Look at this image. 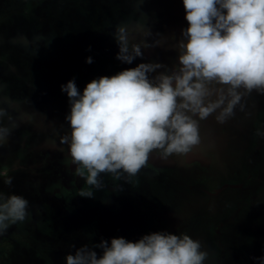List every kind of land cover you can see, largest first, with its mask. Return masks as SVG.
<instances>
[{
    "label": "clouds",
    "instance_id": "obj_1",
    "mask_svg": "<svg viewBox=\"0 0 264 264\" xmlns=\"http://www.w3.org/2000/svg\"><path fill=\"white\" fill-rule=\"evenodd\" d=\"M182 4L187 27L178 36L156 34L149 42L147 23L135 30L120 23L112 34L116 59L124 64L143 60L145 50L163 48L171 39L166 51L175 55L169 63L142 62L93 79L82 92L74 81L61 86L69 102L64 118L69 131L59 144L67 147L74 175L89 186L80 197L94 198L92 189L104 188L102 175L130 182L154 152L162 160L188 155L202 143V121L214 117L224 124L238 107L244 111L245 97L264 95V0ZM11 132L0 126V147ZM3 182L10 186L12 177ZM28 207L24 197L0 191V235L24 222ZM208 255L185 233L155 232L135 242L113 238L82 245L65 256V264H204ZM258 260L264 264V257Z\"/></svg>",
    "mask_w": 264,
    "mask_h": 264
},
{
    "label": "rangeland",
    "instance_id": "obj_2",
    "mask_svg": "<svg viewBox=\"0 0 264 264\" xmlns=\"http://www.w3.org/2000/svg\"><path fill=\"white\" fill-rule=\"evenodd\" d=\"M165 1L144 0L141 3V0H0V14L6 15L5 11L9 15L11 14V16L6 15L8 16L6 19L11 18L10 23L8 21H2L0 24V54H7V57L13 63H15L14 60L23 61L22 58L27 59L29 62L26 66L15 63L14 67L19 71L20 76L14 73L13 68H9L10 65L7 64V68L10 70H6V67L4 68V66L0 65V80L7 82L9 90L12 89L14 92H17L20 94L18 96H21L23 99L22 103L19 102L16 105L10 103L11 108H5V114L10 117L5 121L4 125L0 120V126L12 128L7 143L0 147V154L2 155L4 153L2 155V158H4L2 159L3 161L0 159V175H2L0 176V191H4L6 194L12 193L24 197L29 202L28 209L31 206H36L41 201L52 202L53 206L58 209V204H55L57 201L55 199L53 200L50 193L40 191L39 188L37 189L34 186V183L42 178V186L45 185L43 180L46 182L57 181L56 183L67 186L74 177L69 169L70 160L67 157V147L59 144L60 136L65 133L64 130H61L63 126L59 125V129L52 127L53 117L58 116L59 122L64 124V115H67L69 112L68 98L66 93L61 91V86L67 84L69 81H73L78 76L81 77V84L78 86V90L82 92L87 83L93 79H97L94 74L98 72L103 71L106 72L105 75L112 76L127 68L135 67L142 62L155 61L169 63L175 55L173 52L166 51L168 45L171 43V39L165 41L163 48L145 50L143 60L138 58L132 64L121 63L116 59L118 47L113 42V36L105 29V26H108L109 23L115 26L120 23H125L133 30L142 29L143 25L147 23L152 33L149 42L157 38L156 34H160L163 37H171V35L178 36L180 30L187 27L184 19L185 12L182 0H173L174 3H171L168 8L166 7L169 5V2L168 0L167 2ZM61 3H63L62 6L68 8L66 20L64 21L66 25H71L73 20L79 19L85 28L92 25V30L90 28L87 29L88 33L85 32V35L87 33L85 41L81 47H78V50H60L58 52V67L62 69L64 79L52 77L42 81V72L40 68H37L38 66L34 59L36 55L29 47H22V41L31 42V32L28 28L30 19L36 25L40 24V27H44L42 29L43 33H48L50 29L49 24L53 22L51 12H53V8L57 7V4L60 5ZM155 7L156 10L154 9ZM157 9L158 12L156 14ZM31 13H35V15L33 16ZM142 16L145 17L146 21ZM58 20L61 21L62 19ZM93 21L97 23L95 27L93 26ZM100 24H104V26ZM56 37L59 40L57 38L55 40L58 41L63 39L61 30L60 34ZM40 44L44 45L45 43L41 42ZM98 45H103L100 49V55L104 56L103 58L107 64H97L96 66L98 67L93 68L95 65L86 63L85 60ZM18 46H21V48ZM35 47H33V50H35ZM38 47L43 48L42 46ZM25 56H28V58ZM78 64H80L79 67L77 66ZM73 65L77 67L75 71L73 70ZM48 66V73L55 69L53 65L52 67L50 65ZM60 79L62 80L60 81ZM252 95H255L254 103L246 99L244 101L246 102L244 111H240L238 107V110H236L233 116L232 123L234 129H238V125L246 123V126L250 130L246 131L249 133L252 132V135L254 134L253 138L255 139L256 136V139H258L257 144L261 145L264 142V136H258L257 131L264 132V112L262 113L263 116H260L262 121L261 127H256L251 124L250 114L253 112L251 108L254 107L256 111L260 110L262 112V109H264V100L255 92ZM14 96L10 95L9 98L11 99ZM257 112L259 113V111ZM53 144L61 146L65 150L63 152L60 151L61 147L55 149ZM172 159L177 164H184L185 162V156H171L167 160H162L158 157L157 153H152L149 157L147 167L142 168L135 177L136 187L134 189L131 182L125 183L126 178L114 180L111 175H102L101 179L103 180L104 188L96 192L100 195L96 198H82L79 196V193H76L73 198L74 206L72 207L71 205L70 208L74 216H70L71 219L69 221H67V217L69 216L67 213H58L59 221L66 222L67 225L64 226V230L57 237L54 236V233L49 232L45 237H41L40 241L38 240L40 243L33 242V244H28L26 252L19 250L18 241L8 240L3 243L4 240H0V264H65V256L73 253L75 248H79L82 245L91 246L100 240L124 238L127 241L135 242L142 236L155 232H167L171 234L185 232L183 231L185 227L183 224L175 225V229L170 228V217H172V213L170 209L164 208L165 199H163V196H160L162 192L166 194L169 192L174 200L181 202V204L183 201L189 203L194 200L193 196H185L182 189L179 192L183 194H175L176 187L173 186L175 184H172L173 182H166V180L157 174L159 172L166 174V171L160 170L158 167L168 166L167 162ZM38 164H41V167H43L40 171L38 169L31 170L34 165H37L38 168ZM149 168L154 170L156 174H153ZM178 168H180V165ZM7 176L12 177V184L10 186L5 185L3 182ZM162 177H165V175ZM178 177L171 174L166 179L172 181ZM81 180V178H77V185L80 188L82 185L83 187L85 185L84 182L82 184L79 183ZM176 185H186V188L190 187L192 189L197 186L196 183L190 182L187 184L178 182ZM259 186L260 184L257 188ZM121 187L123 191H120ZM38 191L43 199L38 196ZM245 195L250 196L249 200L253 202V206L261 203L257 191L253 194L245 191ZM245 195L242 193V197ZM241 213L242 219H246L245 212ZM111 217L112 220L108 222V218L110 219ZM255 218L256 220L258 219L264 222V212L262 210L257 212ZM101 219H104V221ZM164 220L166 223L168 221L170 223L168 222V224L160 227ZM62 222L60 225H62ZM236 223H231L236 228L232 237L230 235L227 239L232 238V243H229L227 247L221 249L216 255H208L209 258L204 264H254V262L259 261L254 256L255 253L252 254V251L248 250L249 245L244 246L243 244L241 253H237L236 248L233 249L232 244L234 245L240 241L242 236H246L245 226L241 230ZM133 224H136V226L131 228ZM229 224L230 222L226 219L220 226V235H218V238H222L223 241L227 238L225 231L229 228ZM255 224H252L253 229L255 228ZM12 226L15 230L18 229L17 231H20L23 226L27 225L23 224V222H18L16 226ZM30 226L32 227V225ZM253 229L251 230L253 231ZM31 230L30 234L33 233ZM37 233L40 234V231H37ZM259 233L257 232V235ZM110 234L111 237L109 236ZM133 234L136 236V239H133ZM224 234L225 236L222 237ZM191 235V238H193V234ZM12 241L13 243L16 242L14 244L15 251L8 248V242ZM244 247L248 249L245 250ZM39 249L41 250L40 253ZM18 252L21 253V256H16ZM256 252L258 253V250ZM258 255H260L259 258L264 256V249L263 252L259 250ZM231 256L233 260H231Z\"/></svg>",
    "mask_w": 264,
    "mask_h": 264
},
{
    "label": "flooded vegetation",
    "instance_id": "obj_3",
    "mask_svg": "<svg viewBox=\"0 0 264 264\" xmlns=\"http://www.w3.org/2000/svg\"><path fill=\"white\" fill-rule=\"evenodd\" d=\"M165 2H167V0ZM168 2L169 5H167L166 8H168L171 3H174L173 0H168ZM154 9L156 10V7ZM157 12L158 9L155 13L157 14ZM67 13V7L63 10L57 4V7L53 8V12H51L53 22L49 24L50 29L48 30V33H43L42 29H44V27H40V24L36 25L35 22H32V19H30V22L28 23V28L31 32V42L22 41V47H29L30 49H32L31 51L35 53V63H37V68H40V71L42 72L41 74L43 75L42 81L52 77L64 79L62 73L63 71L58 67L59 58L56 52H60V50L76 51L78 50V47H81V45H83L85 41V27L82 26L79 19L73 20L71 22V25H66L64 21L66 20ZM5 14L11 16V14L9 15V13L6 11ZM31 14L33 16L35 15V13ZM0 15V24L2 21H8L9 23L11 22V18L6 19L8 16L3 14ZM58 19L62 20L60 21ZM114 28L115 25H113L112 23H109L108 26H105V29L109 31L111 35L114 32ZM60 30L63 39L58 41L59 39L56 36L60 34ZM56 38L58 40H55ZM41 42H44L45 44L41 45ZM113 42L115 43V41ZM38 46H42L43 48H40ZM101 46L103 45H98V47H96L95 50H93L92 53L88 56V58H91L92 60V63H90L91 65L96 66L97 62L107 64L105 60H101L102 57L99 58V56H97V51H100ZM33 47H35V50H33ZM25 57L28 58V56ZM22 59L23 61L14 60V62L26 66L29 63L28 60L25 58ZM15 63H13L12 60L7 57V54H0V65L4 66V68L6 67V70H10L9 68H13L14 73H16L17 76H20L19 71H17L14 67ZM7 64L10 65L9 68H7ZM48 65H50L51 67L52 65L55 66V69L48 73ZM77 66L79 67L80 64H78ZM95 66L93 68H95ZM76 68L77 67L74 66L73 70L75 71ZM55 73L56 75L54 76ZM105 73L106 72L101 71L97 74H93L96 78H99L101 76H109L108 74L105 75ZM62 79H60V81ZM73 81L78 88V86H80L81 84L79 77L76 76ZM252 94L245 97V100L247 99L250 102L254 103L255 95ZM10 95L15 96L10 99ZM18 95L20 94L14 92L12 89L9 90L7 82H3L2 80H0V113H2V115H0V120L2 121L3 125L5 121L10 117L5 114V108H11L10 103H13L14 105L19 102L22 103L23 99ZM260 97H262L264 100V95H260ZM244 101L242 102L245 104L246 102ZM251 110L253 111L252 114H250V119L252 121L251 124L256 127H261L262 121L260 116H263L262 113L264 112V109H262V112L260 110H257L259 111V113L256 111L255 107L251 108ZM52 120L53 128L56 127L59 129V125H62L63 128H61V130H64L65 133L69 131L66 126V122L64 121V124L60 123L58 116L53 117ZM232 120L233 117L224 124H218L216 123L214 117H209L206 121H202V143L199 147L193 149L191 153L185 156L184 164H177V162H174V159H172L167 162L168 166L164 165L163 167H158L160 170H164L167 173L164 174V172H159L157 174H159L161 178L166 180V182H173L172 184H175L173 185L174 187H176L175 190L177 191H175V194L181 195L184 193L185 196H193L194 200L191 199L192 201L189 203L183 201L181 204V202H176L169 192L167 194L165 192H162L160 193L162 194L160 196H163V199H165L164 208L170 209L172 213V217H170L171 223L169 222L170 228H175V225L183 224L185 226L183 231L185 232L182 233H185L190 237H192L191 234H193V239L200 240L202 244V250L207 251L209 255H216L220 252L221 249H224L229 243H232V238H230L229 240L227 239L230 237V235L232 237L236 228V226L233 224L231 225V223L237 222L236 224L241 230L242 227L245 226L246 236H242V239L240 241L236 242L234 245L232 244L233 249L236 248V252L241 253L240 251H242V245H249V249L246 247H244V249L251 250L252 254L255 253L254 256L259 258V250L263 252L264 249V222L258 219L256 220L255 216L257 212H260L261 210L264 212V142L261 143V145L257 144L258 139H256L255 136V140L253 138L254 134L252 135V132H248L250 130L246 126V123L238 125V129H234ZM53 145L55 149H59L61 147L56 144ZM2 155H4V153H2ZM2 155L0 154L1 161H3L2 159H4L2 158ZM179 165L180 168H178ZM69 166H71L70 162ZM42 168L43 167H41V164H38V168L37 165H34L31 170L38 169L40 171ZM149 170L153 174H156L154 170L150 168ZM7 171L5 172L7 173ZM171 174L179 177L173 179L172 181L167 180L166 178L170 177ZM72 175L74 177L71 183H69L67 186L56 183L57 181L46 182L45 180H43L45 185L42 186V178L39 181H35L34 186H36L37 189L39 188L40 191L50 193L53 200L55 199L57 201V203L55 204H58V209L57 207L53 206L52 202L48 201H41L36 204V206H31V208L28 209L29 215L23 222V224L27 226H23L20 232L17 231L18 229L15 230L13 226L10 225L8 230L3 234L4 237L6 236L3 243L8 240H13L16 242L18 241L19 250H24L26 252V247L28 244H33V242L36 243L38 242V240L40 241V238L45 237L47 233L52 232L56 237L61 234L64 230V226L67 224L66 222L63 223L61 221L62 225H60L61 222L59 221L58 213H67L69 215L67 217V221H69L71 217L74 216V213L70 211V208L71 205L72 207L74 206L73 198L75 197V194L80 193L81 190H88L89 187L82 179L81 181H79V183L82 184L84 182L85 185L84 187L82 185L81 189L80 186L77 185L78 177L74 174ZM163 175H165V177H162ZM177 181L182 182V184H187L188 182L196 183L197 186L194 189L190 187L186 188V185H176L178 184ZM130 182L134 189L136 187L135 177H132L130 179ZM259 184L260 186L257 188ZM85 187L87 188L85 189ZM181 189L183 193L179 192V190ZM92 191L94 192V198L100 195L96 193L97 190L93 189ZM245 191H247L248 193L250 192L251 194L256 193L257 191V195H259L261 203L255 204L253 206V202L249 200L250 196L245 195ZM2 192L4 193V191ZM242 193L243 195H245L244 197H242ZM38 196H40L39 191ZM41 199H43V197H41ZM240 212H245L244 215L246 219H242V213L240 214ZM226 219L230 222V224L229 228H227L225 231L227 241L225 239L223 241L222 238H218V235H220V226ZM177 221L178 223L176 224ZM254 223L256 224L255 228L253 229L252 224ZM16 224L14 225L16 226ZM30 225H32V227ZM251 229H253V231ZM30 230L33 231L32 234H30ZM37 231H40V234H38ZM257 232L260 233L257 235ZM224 236L225 234L222 237ZM13 241L8 242V248H10V250L12 251H15L14 244H16V242L13 243ZM256 250H258V253L256 252ZM40 252L41 250L39 251V253ZM16 256H21V253H16ZM231 260H233V257L231 258ZM254 264H259V261L254 262Z\"/></svg>",
    "mask_w": 264,
    "mask_h": 264
},
{
    "label": "trees",
    "instance_id": "obj_4",
    "mask_svg": "<svg viewBox=\"0 0 264 264\" xmlns=\"http://www.w3.org/2000/svg\"><path fill=\"white\" fill-rule=\"evenodd\" d=\"M62 4H63V3H61L60 5L58 4V5L64 10L66 7L62 6ZM50 6H51V5H50ZM51 8H52V7H51ZM56 9H57V8H56ZM56 11H57V10H56ZM87 20H88V19H87ZM93 22H94V23H93V24H94L93 26L95 27V26L97 25V23H96L95 21H93ZM103 25H104V24H103ZM91 26H92V25L86 27V28H85V32L88 33V30H87L88 28H90V30H92V27H91ZM87 33H86V35H87ZM18 47L21 48V46H18ZM52 50H53V49H52ZM21 51H22V50H21ZM53 51H54V50H53ZM58 52H59V51L56 52L57 55L59 54ZM97 56H99V58L102 57L101 60H102V59L104 60V58H103L104 56L100 55V51L97 52ZM96 64H101V62H100V63L97 62ZM97 67H98V66H96L95 68H97ZM95 72H96V71H95ZM98 73H99V72H98ZM80 78H81V77H79V79H80ZM64 116H66V115H64ZM67 161H69V160H67ZM69 162H70V161H69ZM70 163H71V162H70ZM69 169H70V171L72 170L71 172H72V174H74L73 166H72V165L69 166ZM107 180H108V179H107ZM108 181H109V180H108ZM109 182H111V181H109ZM105 214H106V213H105ZM106 219H107V218H106ZM101 220L104 221V219H101ZM110 220H112V217H111L110 219L108 218L107 221L110 222ZM168 222H169V221H168ZM168 222L166 223V221L164 220V221H163V224H161L160 227H163L164 224H168ZM159 224H160V223H159ZM96 225H97V224H96ZM135 226H136V224H133V226H132L131 228H134ZM117 228H119V227L117 226ZM131 228H130V229H131ZM136 228H137V227H136ZM125 229H126V228H125ZM138 229H139V228H138ZM174 229H175V228H174ZM98 230H99V228H98ZM126 231H127V230H126ZM112 232H113V231H112ZM112 232H111V234H112ZM114 233H115V232H114ZM114 233H113V234H114ZM126 233H127V232H126ZM111 234L109 235L110 237H111ZM124 235H125V234H124ZM109 236H108V237H109ZM132 236H134V234H133ZM110 237H109V238H110ZM5 238H6V236L4 237V235H2V237H0V240H4ZM132 238H133V237H132ZM133 239H136V236H134Z\"/></svg>",
    "mask_w": 264,
    "mask_h": 264
},
{
    "label": "bare ground",
    "instance_id": "obj_5",
    "mask_svg": "<svg viewBox=\"0 0 264 264\" xmlns=\"http://www.w3.org/2000/svg\"><path fill=\"white\" fill-rule=\"evenodd\" d=\"M215 201V200H214ZM213 202V201H212ZM215 203V202H214ZM213 204V203H212Z\"/></svg>",
    "mask_w": 264,
    "mask_h": 264
}]
</instances>
